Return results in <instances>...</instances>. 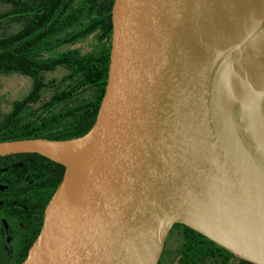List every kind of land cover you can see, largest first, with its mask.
<instances>
[{"label":"water","instance_id":"water-1","mask_svg":"<svg viewBox=\"0 0 264 264\" xmlns=\"http://www.w3.org/2000/svg\"><path fill=\"white\" fill-rule=\"evenodd\" d=\"M263 1H114L91 129L0 141L65 167L21 264H159L176 223L264 264V35L244 48Z\"/></svg>","mask_w":264,"mask_h":264},{"label":"trees","instance_id":"trees-1","mask_svg":"<svg viewBox=\"0 0 264 264\" xmlns=\"http://www.w3.org/2000/svg\"><path fill=\"white\" fill-rule=\"evenodd\" d=\"M115 0H0L7 9L0 11V75H21L31 80L29 91L12 103L4 115L6 132L0 141L45 137L63 140L80 137L93 126L102 102L110 67L112 47V9ZM11 24L19 26L13 31ZM92 39L93 47L83 53L69 48ZM66 48L65 50H63ZM63 67L68 72L58 87L42 100L50 86L45 74ZM42 100L40 105H37ZM18 129H12V128ZM12 129L10 131L9 129ZM10 132H9V131ZM23 158L29 163L43 159L54 165L52 189L48 201L62 181L65 167L38 153H14L1 158ZM192 236L202 237L214 247L233 253L184 224L176 223ZM26 258V257H25ZM244 264H254L247 260Z\"/></svg>","mask_w":264,"mask_h":264},{"label":"flooded vegetation","instance_id":"flooded-vegetation-1","mask_svg":"<svg viewBox=\"0 0 264 264\" xmlns=\"http://www.w3.org/2000/svg\"><path fill=\"white\" fill-rule=\"evenodd\" d=\"M4 115L0 112V135L6 132ZM53 168L43 159L33 163L19 157L0 159V264H21L27 256L42 226L44 209L40 214L38 207L52 189ZM184 231L180 226L171 228L159 264H230L236 256L197 236L185 246L186 237L192 235ZM237 259L234 264H244Z\"/></svg>","mask_w":264,"mask_h":264},{"label":"rangeland","instance_id":"rangeland-1","mask_svg":"<svg viewBox=\"0 0 264 264\" xmlns=\"http://www.w3.org/2000/svg\"><path fill=\"white\" fill-rule=\"evenodd\" d=\"M7 5L0 2V11L7 9ZM17 28L16 24H11L8 28L9 31H13ZM0 31H3L1 29ZM93 47L92 39H88L84 42H80L75 46H71L69 48H79V50L83 53H86ZM64 48L63 50H65ZM68 71L63 68L59 67L55 71L45 74V82L49 85V88H46L42 100H45L49 97L51 92L55 90L56 87L60 85L61 78L67 73ZM31 80L28 77L21 76V75H0V112L2 114H6L10 111L12 107V103L17 100L21 99L30 89ZM52 86H56L52 89ZM42 100L36 104L40 105ZM169 243V240L167 241ZM237 257L234 256L230 262V264H234L237 262Z\"/></svg>","mask_w":264,"mask_h":264},{"label":"bare ground","instance_id":"bare-ground-1","mask_svg":"<svg viewBox=\"0 0 264 264\" xmlns=\"http://www.w3.org/2000/svg\"><path fill=\"white\" fill-rule=\"evenodd\" d=\"M244 27L247 28V36H249V40L244 46L245 52L248 54L264 35V1L259 9L245 21ZM261 79L264 81V76ZM242 99L243 96L240 84L232 82L230 87L231 104L236 106Z\"/></svg>","mask_w":264,"mask_h":264}]
</instances>
